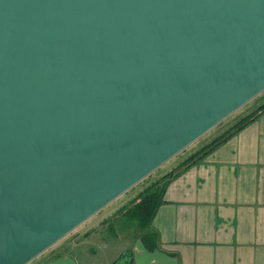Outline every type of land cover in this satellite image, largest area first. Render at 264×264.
Masks as SVG:
<instances>
[{
  "label": "water",
  "instance_id": "95a60500",
  "mask_svg": "<svg viewBox=\"0 0 264 264\" xmlns=\"http://www.w3.org/2000/svg\"><path fill=\"white\" fill-rule=\"evenodd\" d=\"M262 90L264 0H0V264H26Z\"/></svg>",
  "mask_w": 264,
  "mask_h": 264
},
{
  "label": "crops",
  "instance_id": "0c3cea01",
  "mask_svg": "<svg viewBox=\"0 0 264 264\" xmlns=\"http://www.w3.org/2000/svg\"><path fill=\"white\" fill-rule=\"evenodd\" d=\"M151 226L158 246L135 239L129 264H264V111L168 181ZM90 230L26 264H87L68 249Z\"/></svg>",
  "mask_w": 264,
  "mask_h": 264
},
{
  "label": "rangeland",
  "instance_id": "374dc122",
  "mask_svg": "<svg viewBox=\"0 0 264 264\" xmlns=\"http://www.w3.org/2000/svg\"><path fill=\"white\" fill-rule=\"evenodd\" d=\"M263 103L264 90L199 136L196 140L138 181L127 191L103 206L91 217L50 245L43 251V254L51 250L52 252H55V250H63V244H65V242L67 244H72L76 234L80 235L85 230L91 229L83 243L77 245V247H70L68 252L77 256L76 259L80 262H86L87 264H107L122 248L123 249L117 256L125 251L135 239L142 238L143 235L148 232V228L144 227V229H140L133 220L117 213L118 208L132 199L147 184L178 166L183 160L187 159L190 154L210 143L215 138L224 135L239 119L251 113ZM92 230H94V232H91ZM126 260L124 256L119 258V261L123 264Z\"/></svg>",
  "mask_w": 264,
  "mask_h": 264
},
{
  "label": "trees",
  "instance_id": "16d2710c",
  "mask_svg": "<svg viewBox=\"0 0 264 264\" xmlns=\"http://www.w3.org/2000/svg\"><path fill=\"white\" fill-rule=\"evenodd\" d=\"M263 111L264 103L259 105L251 113L239 119L237 123L232 125L224 135L215 138L210 143L190 154L187 159L183 160L178 166L147 184L132 199L118 208L117 213L133 220L138 228H148V232L140 238L146 249L153 250L158 246L159 237L156 230L152 228L151 222L158 205L163 201V193L168 181L177 173L185 170L208 152L216 148L231 135L242 129Z\"/></svg>",
  "mask_w": 264,
  "mask_h": 264
},
{
  "label": "flooded vegetation",
  "instance_id": "af4514ba",
  "mask_svg": "<svg viewBox=\"0 0 264 264\" xmlns=\"http://www.w3.org/2000/svg\"><path fill=\"white\" fill-rule=\"evenodd\" d=\"M126 263H127V260L124 264H126ZM117 264H123V263L121 261H118Z\"/></svg>",
  "mask_w": 264,
  "mask_h": 264
}]
</instances>
